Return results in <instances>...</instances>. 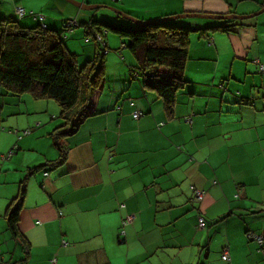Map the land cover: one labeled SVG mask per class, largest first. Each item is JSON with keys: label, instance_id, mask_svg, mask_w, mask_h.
<instances>
[{"label": "crops", "instance_id": "1", "mask_svg": "<svg viewBox=\"0 0 264 264\" xmlns=\"http://www.w3.org/2000/svg\"><path fill=\"white\" fill-rule=\"evenodd\" d=\"M18 1H0V18L19 19L22 9L21 23L33 26L36 13L12 8ZM50 1L82 24L103 18L129 27L136 24L125 16L148 23L264 8V0H79L96 6L91 14ZM195 19L186 26L219 23ZM236 22L232 32L191 34L186 85L171 115L155 91L132 78L127 40L108 34L109 50H120L121 59L104 57L105 85L93 93L89 115L63 137L62 163L53 138L64 124L61 107L31 94L0 99L3 120L20 119L2 151L15 153L0 165V264H226L224 250L231 264H264L248 235L264 234V13ZM45 23L58 28L56 19ZM28 175L14 239L6 212ZM193 188L204 192L201 202Z\"/></svg>", "mask_w": 264, "mask_h": 264}, {"label": "trees", "instance_id": "2", "mask_svg": "<svg viewBox=\"0 0 264 264\" xmlns=\"http://www.w3.org/2000/svg\"><path fill=\"white\" fill-rule=\"evenodd\" d=\"M17 16L19 19L0 18V99L31 94L35 99L53 100L61 107L60 118L64 124L53 134L54 143L61 153L60 163L67 157V150L61 142L63 137L76 131L89 115L93 93L102 90L105 85L104 57L110 53L108 34L127 40L126 49L135 61L130 75L141 79L145 88L155 91L171 115L178 91L186 85L183 73L188 61L191 34L194 31L228 33L237 26L236 20H226L207 28L192 29L178 24L179 20H156L146 25L129 27L92 19L83 26L86 27L87 36L91 37H87L86 42L94 41L95 52L93 58L80 67L78 55L72 53L64 41L69 38L66 33L74 32V27L71 30L67 28L68 22L76 21L78 26H82V23L76 19L65 20L60 32L48 27L45 17L39 14H31L36 21L33 26L21 23L26 13L20 16L17 12ZM41 17L44 19L41 20ZM117 53L120 54V50ZM162 68L173 74L163 77L160 74ZM28 178L29 175L21 182L19 194L11 201L6 212L8 231L14 239L20 237V213L24 206ZM250 234L263 238L262 244L257 239L256 242L264 252V234L248 232Z\"/></svg>", "mask_w": 264, "mask_h": 264}, {"label": "rangeland", "instance_id": "3", "mask_svg": "<svg viewBox=\"0 0 264 264\" xmlns=\"http://www.w3.org/2000/svg\"><path fill=\"white\" fill-rule=\"evenodd\" d=\"M0 1H2V0H0ZM74 1L80 2L79 0H74ZM61 2H65V4L70 6L71 8H76L73 4H71L70 2H68L66 0H61ZM13 6H16L17 9H19V8L26 9V12L28 14L29 13H36V14L42 15L44 17L56 19L58 21L57 30L60 32L63 29V21L70 19L69 14L67 12H64V10L62 8L61 9L57 8L55 3L51 2L50 0H20L16 3H12V8H13ZM53 8H55V9H53ZM94 11L95 10L83 11V12H85V13L90 12L91 14H93ZM99 16H101V15L99 14ZM97 19L101 20V21L103 20V18H97ZM26 20H28L27 22H29V19H26ZM195 20H197V19H195V18L182 19V20L178 21V24L186 26L187 23L194 22ZM105 21H110V20H105ZM123 21H125V20H123ZM114 23H116V22H114ZM33 25H36V22L33 21ZM66 34L69 38L64 41L65 44H67L68 49L72 53H74L75 55H78V58H77L78 59V65L80 67H83L87 63L88 59H90V58H88L89 57L88 55L91 53L92 49L95 48L94 41H91L90 43L86 42L87 37H90V36H87L86 27L83 26V24H82V26L75 27L73 34L70 32H68ZM109 35L118 38L116 35H114L112 33H110ZM119 47H121L120 44H119ZM124 52L128 53L129 51L125 49ZM110 53L114 57L116 56L115 58H117V59L119 58V60L121 59L117 55V52L115 50H111ZM8 108H11V107H6L7 110H8ZM2 113L0 112V165H2V162L5 161L4 157L8 156V154L10 153V150H8L5 154H4V152H2L3 149H5V147L8 145V142L12 140L10 135L8 137L6 134H14L13 132L18 129L17 126H15V124L18 123L20 120V119H18L17 116H11V117L6 118V120H3L5 113H3V114ZM2 155H4V156H2ZM1 160H2V162H1Z\"/></svg>", "mask_w": 264, "mask_h": 264}, {"label": "water", "instance_id": "4", "mask_svg": "<svg viewBox=\"0 0 264 264\" xmlns=\"http://www.w3.org/2000/svg\"><path fill=\"white\" fill-rule=\"evenodd\" d=\"M68 2H70L71 4H73L75 7L82 9V10H93L96 8V6H89L87 4L84 3H80V2H76L74 0H66ZM264 13V8L253 15H249V16H240V15H209V14H199V13H193V14H184V15H178V16H173V17H169V18H165L159 21H166V22H173V21H177V20H182V19H188V18H200V19H210V20H219V21H226V20H237V21H243V20H248V19H252L254 17H257L261 14ZM125 19L133 22L134 24H136L137 26H142V25H146L147 23H142L139 22L129 16H125Z\"/></svg>", "mask_w": 264, "mask_h": 264}, {"label": "built area", "instance_id": "5", "mask_svg": "<svg viewBox=\"0 0 264 264\" xmlns=\"http://www.w3.org/2000/svg\"><path fill=\"white\" fill-rule=\"evenodd\" d=\"M17 12H18V14L20 16H24V14H25L24 10H22V9H19ZM40 19L43 20L44 18L41 17ZM77 26H78V24H77L76 21H71V22H68V24H67V28L69 30H71V27H74L75 28ZM259 72L260 73H264V66H260ZM0 112H1V110H0ZM141 115H142L141 113L136 112L133 117H134V119H137L138 120L141 117ZM30 134H31V130H25L23 132V135L24 136H27V135H30ZM15 149L16 148L12 149L10 151V153L8 154V156L4 157V160H9L13 156V154L15 153ZM194 192H195V198H196V200L198 202H201L203 200V198H204V192L201 191L200 189H197V188H194ZM126 224H127V222H124L123 225L125 226ZM199 227L200 228H204L205 227L204 218H200V220H199ZM251 237L257 239L258 240V243L262 244V242H263V238L262 237H255V236H251ZM222 259L225 262H227V263H230L231 262L230 252L228 250H224L223 251ZM51 264H56V260L55 259L52 260Z\"/></svg>", "mask_w": 264, "mask_h": 264}]
</instances>
